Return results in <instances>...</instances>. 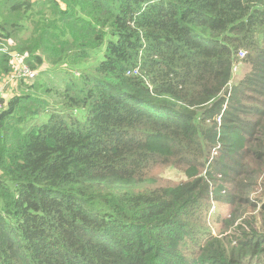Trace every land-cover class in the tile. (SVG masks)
Wrapping results in <instances>:
<instances>
[{
	"label": "trees",
	"instance_id": "trees-1",
	"mask_svg": "<svg viewBox=\"0 0 264 264\" xmlns=\"http://www.w3.org/2000/svg\"><path fill=\"white\" fill-rule=\"evenodd\" d=\"M21 66L0 264H264V0H0V82Z\"/></svg>",
	"mask_w": 264,
	"mask_h": 264
},
{
	"label": "rangeland",
	"instance_id": "rangeland-1",
	"mask_svg": "<svg viewBox=\"0 0 264 264\" xmlns=\"http://www.w3.org/2000/svg\"><path fill=\"white\" fill-rule=\"evenodd\" d=\"M44 68L46 67L43 66L40 69H44ZM248 70H249L248 65L244 63L243 61H241V63H239L235 67L233 66L231 82H234L235 80H239ZM47 77L49 79L54 80L55 82L58 81L59 79L58 73L53 72L52 69L48 70L46 78ZM41 79L43 81V75L40 76V80ZM38 80H39V75L38 76L36 75V77L32 79H26L28 83H36ZM12 81H13V78H6L3 81H1L0 90H5L6 87H10L9 84L12 83ZM20 91H23V90H19V88H17V90H13V93H11L12 90H9L8 91L9 95L6 97V99H9L11 96H13L14 92L19 93ZM34 91L38 94H42L41 90H34ZM42 96L47 97L46 95H42ZM46 119H47V115H40L35 118L34 123L36 124L42 123L46 121ZM153 173L155 176V182H153L154 184H166L169 182H178V181L186 179L185 174L183 173L181 169L176 168V167L166 166V165H160V166L155 167L153 169ZM260 193L261 191L257 190L253 192L252 195H259ZM229 207L230 205L228 203L227 204L213 203L212 207L210 208L209 213H208L207 222H208V225L215 232L220 231L222 227L221 219L226 215L227 211L229 210ZM258 208L259 206L257 204L255 208H253L252 206H249L248 213L251 212L250 214H255L254 213L255 209H258Z\"/></svg>",
	"mask_w": 264,
	"mask_h": 264
},
{
	"label": "built area",
	"instance_id": "built-area-1",
	"mask_svg": "<svg viewBox=\"0 0 264 264\" xmlns=\"http://www.w3.org/2000/svg\"><path fill=\"white\" fill-rule=\"evenodd\" d=\"M242 55V53H241ZM19 69L17 70L16 74L12 75L11 77L9 78H13L15 76H25L26 79H32L36 76L35 72L32 71L31 69H28L26 66H21V67H18ZM137 73V69H133L132 71H128L127 74H131V75H134ZM1 91V90H0Z\"/></svg>",
	"mask_w": 264,
	"mask_h": 264
},
{
	"label": "bare ground",
	"instance_id": "bare-ground-1",
	"mask_svg": "<svg viewBox=\"0 0 264 264\" xmlns=\"http://www.w3.org/2000/svg\"><path fill=\"white\" fill-rule=\"evenodd\" d=\"M238 233V232H237Z\"/></svg>",
	"mask_w": 264,
	"mask_h": 264
}]
</instances>
